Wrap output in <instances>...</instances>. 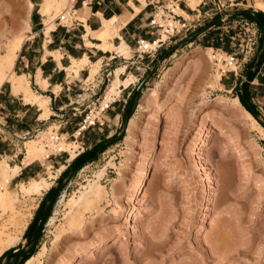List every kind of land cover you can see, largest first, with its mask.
Listing matches in <instances>:
<instances>
[{
  "label": "rangeland",
  "instance_id": "1",
  "mask_svg": "<svg viewBox=\"0 0 264 264\" xmlns=\"http://www.w3.org/2000/svg\"><path fill=\"white\" fill-rule=\"evenodd\" d=\"M183 1L187 7L195 9L200 0ZM184 2H180L182 7ZM215 2L222 4L220 11L213 8L216 5L205 4L200 9L201 14L193 20L179 7L180 12L176 14L187 15L185 21L189 29L173 31L162 44L143 50L149 57L140 60L143 64L138 66L142 69L133 67V77L129 73L120 76L121 82L132 77V83L114 96L118 102L116 100L113 109L96 114L98 103H87L86 108L85 103L80 106L79 109L84 108L80 124H88L82 120L89 110H92L94 124L90 123L91 129L80 133L76 139L65 133H73L79 126H74L73 116L34 122L32 118L38 116L36 108L21 103L17 96H10L12 101L0 108L3 150H0V161L4 159L9 166L22 161L27 141L35 140L38 134L45 132L39 131L55 125L46 138L37 140L42 148L47 145L45 150L51 153L50 158L43 163L33 162L39 165L38 177L52 182L51 186L55 184L53 178L59 174L57 162L61 160L48 146L51 133H65V145L74 142L78 151L79 141L84 151L96 141L116 135L94 160L87 161L73 175L66 183V191L60 193L68 200L78 196L87 184L98 180L106 193L99 205L102 212L87 219L83 230L67 233L55 241L54 233L62 224L65 212L58 202L59 195L50 213L55 217L54 223L43 224L35 243V264H264V138L243 112L231 105L236 97L234 89L246 81L244 72L255 71L247 89L250 103L259 121L264 123V33L257 22L238 12L253 9L252 0H243L242 4H231L235 0ZM41 3L42 0H0V55L8 47L18 44L20 48L22 42L31 37V30L41 26L36 23L39 18L43 32L48 35L49 28L54 27V18L65 9L58 14H43ZM159 4L161 6L152 14L154 20L162 21L160 25L164 28L166 22L172 20L165 9L178 6H171L170 1ZM74 8L66 13L70 12L76 20ZM214 16L218 17L219 24L210 25ZM173 26L179 28L177 23ZM155 29L158 38L163 33L161 28ZM136 48L134 44L133 49ZM169 50L170 53L161 58ZM208 53L216 59L212 60ZM217 58H221V64ZM17 66L14 63V71L20 73ZM217 73H220L221 87H211ZM25 78L31 90L37 93L32 78ZM109 85L104 81L100 86L102 97ZM131 89L139 93L130 115L134 124L125 139L124 121L121 116L114 118V114L126 100V91ZM0 90L8 93L9 85L4 83ZM139 106L143 108L141 111H138ZM24 127L38 130L30 131L25 137L22 133L11 134ZM12 154L15 156L11 158ZM60 155L70 158L64 151ZM44 165H52L50 178ZM143 171H146L145 181L135 192ZM3 178L0 177V181ZM114 180L117 185L112 196ZM18 183L11 180L9 189L18 190ZM16 197L12 211H0V231L5 236L23 234L40 196L17 193ZM22 234L17 245L24 247ZM0 264H14V256L2 255Z\"/></svg>",
  "mask_w": 264,
  "mask_h": 264
},
{
  "label": "crops",
  "instance_id": "2",
  "mask_svg": "<svg viewBox=\"0 0 264 264\" xmlns=\"http://www.w3.org/2000/svg\"><path fill=\"white\" fill-rule=\"evenodd\" d=\"M145 1V5L142 6L143 8L141 7L136 14L129 17L123 24L124 26L121 24L118 16L131 13L132 8L129 5V2L135 5H139L136 0H77L76 4L74 5L76 7L74 9L82 11L81 17L85 19L86 25L89 28L90 32L96 33L100 31L103 28L105 20L108 27L113 30H117L118 36H113L111 40L113 44H118L120 38L124 40V42L126 43V48L129 52V56L126 58L122 55L119 56V54H117V52L115 51L102 50L98 47L100 45V42H98V40L96 39H93L91 37H88V39H84L86 31L82 24H80L81 22H79L78 20L74 19L75 21L68 28L61 27L54 21V27L49 30L48 35L46 36L43 32L44 26L41 22L42 19L39 18V21H37L36 23L40 24L41 26L36 30H31V37L25 39L22 42L21 47L18 51L15 64H18L17 69L20 70V73H16L15 71L14 72L16 74L24 75L29 78L31 77L34 86H36V88L38 89V91L35 90L37 92L36 94L49 99L48 109L50 111V115L46 120L49 119L56 121L55 118L58 117L61 118L62 116H68V118H70V116H73L74 126L77 125L80 122L79 119H81L82 117V110H84V108L86 107H89V104L87 103L96 105V103L99 104L100 98L102 99L103 93L100 94L99 91L100 86L105 81V75L107 72L109 73L108 76H111V78L113 79L112 75L119 67H124V72L122 74L126 76H128V73L131 74L132 72H134V70H132L133 67L135 69L140 68L138 65L141 66L143 64L142 62H140V60L149 57V55H147L146 53L140 55L135 52V49H133L135 40L138 38L145 40V42H150L156 38V34L158 33L157 29H155L156 27L149 24V20L153 15L152 13L159 6H161V4H159L161 1H168V3L170 1L172 3L171 6L177 5L178 7L183 9L189 15V17L192 18L190 20H193V18H197V16L201 14L200 9L203 8V5H216L215 0H200L195 9H190L186 6L183 0ZM242 1L243 0H239L238 2L237 0H235V3L232 2L231 4H242ZM252 1L254 2V0ZM180 2H184V7L181 6ZM251 7H253V9H249L250 13L257 11L254 8V4ZM213 8H216L218 11H220V8L217 5ZM168 10L169 8L165 9V11L167 12ZM202 13L207 14L203 11ZM212 14H215V12H212ZM176 15L178 16V24H183L180 31H187L189 29V25L186 24V19L178 14ZM208 18H211V16L209 15ZM87 43H90L91 46H87ZM56 54L60 55L59 61H57L55 58ZM84 57H86L90 63H96L100 61L98 71L94 74L93 78L91 80L87 79L88 73L86 68L80 69L78 71L77 77L66 76L63 68L69 67L73 60L79 61ZM38 71L40 72L41 78L47 82V87L45 89H41L38 84H35V76ZM111 78H108V82ZM127 87L122 88L120 93H122L123 90H126ZM78 90L82 92L80 93L78 92ZM128 92L129 91H126V95H128ZM81 95H86V97H81ZM10 96H13L12 98H14L10 87L8 93H2L0 90V108L12 101V98ZM17 97L21 100L19 96ZM116 100L118 102V99L112 100L102 111L106 109H113ZM124 102L125 101H123V103L119 107H117V112H115L114 118L120 117ZM83 104L84 108L79 109V107ZM26 110L27 109H25V112ZM36 116L32 118V121L39 122V120L37 119L38 116ZM35 125H37V123H35ZM53 125L54 124L46 127L45 130L39 131V133L44 132L48 129H52ZM59 125L60 124H58V126ZM67 129L68 127L66 128V130ZM90 129L91 127L88 126L82 133H87ZM37 130V128L27 129L26 127H24L15 129L11 132V134H28L30 131L33 132ZM65 133H67V137L73 134L71 132H69V134L68 131H65ZM65 133L63 134L65 135ZM1 149L2 146L0 145V150ZM66 154L68 155L67 152ZM58 155L59 159H61V162H57L58 166L60 165L57 170H59L63 165L65 168L66 164L70 161L69 159H67L68 156H63L62 158L60 154ZM9 156L12 158V156L14 157L15 155L12 154ZM52 156H56V154H53ZM49 158L50 156L46 160H48ZM11 160L14 161L13 159ZM21 162L22 161H19V163H13L11 165L13 167L21 165L19 172L12 179L13 181L15 180L19 183H28L34 178H38V173L40 171L39 165L33 162L28 165H22ZM51 166L52 165H50V167ZM69 182L70 180L67 182V184ZM45 192L46 191H44L43 194ZM42 195H40V197L38 198L37 204ZM31 218L32 216L30 217V220ZM18 247L20 248L21 246L18 245Z\"/></svg>",
  "mask_w": 264,
  "mask_h": 264
},
{
  "label": "bare ground",
  "instance_id": "3",
  "mask_svg": "<svg viewBox=\"0 0 264 264\" xmlns=\"http://www.w3.org/2000/svg\"><path fill=\"white\" fill-rule=\"evenodd\" d=\"M136 1L139 3V5H135L131 2H129V5L132 8L131 13H127V14H123L121 16H118L122 25L125 23V21L129 17L136 14L140 10V8L142 6H144L146 3L145 0H136ZM190 1H192V0H190ZM262 1H264V0H254V2H255L254 8L263 13L264 12V3ZM193 5H194V3H193ZM74 7H72V8H74ZM191 8L193 9V7H191ZM69 9H71V8L69 7L68 0H42V3H41V10H42L43 14H49L51 12H56V14H58V12L61 13V11H63V10L64 11L61 14H66V11L67 10L69 11ZM171 9H172L173 13L180 12L179 7H171ZM81 12L82 11H79L77 9H73V14H74L76 20L81 22L80 24H82V26L85 28L86 33L84 35V39H88V37H91L93 39L98 40V42H100V45L98 47L101 48L102 50L109 49L111 51H115V52H117V54H119V56L122 55V56H125V58L129 56L128 49L126 48V43L124 42V40L122 38H120V41L118 44L112 43V40H111L112 37L118 36L116 29L113 30L110 27H108L106 24V20H105L104 24H103V28L96 33H92V32H90L89 28L87 27L85 19H83L81 17ZM58 15H60V14H58ZM184 15H185V17H187L186 14H184ZM153 22L159 23V25L162 23V21L159 22V20L156 21L154 19H153ZM176 23H177L176 21L170 20V21L166 22V25H169L171 27L173 24H176ZM51 28H49V29H51ZM162 37H163V35H161L160 39H163ZM142 44H144L143 47H149V46L151 47L152 45H155L153 43L147 44L145 41H143ZM86 45L91 46L90 43H87ZM19 46L17 44V45H14L13 47H8L6 52L3 55H0V87L4 83H7L11 89L12 94L14 96H19L21 98L22 103H25L26 105H29V106H34L36 108V110L39 114L38 118H37L39 121L46 120L48 118V116L50 115V111L48 109L49 99L34 93L31 90L29 83H28L27 79L25 78V76H23V75L16 76L15 75L13 67H14L15 60L17 58V52L20 49ZM207 51L210 52L211 49H207ZM208 56L212 60L216 59V57L211 56L210 53H208ZM209 57H208V59H209ZM55 58L57 61H59L60 55L56 54ZM220 60H221V58L220 59L217 58V61H219V63H220ZM220 64H218V65H220ZM229 65L231 66L232 63H229ZM99 66H100V61L96 62V63H90L87 60V58L84 57L82 60H79V61L73 60L71 65L69 67L63 68V70H64L66 76L77 77L78 71L80 69L86 68L87 73H88L87 79H90L94 76L95 73H97ZM123 72H124V67H119L113 73V75H112L113 79H112V81L110 80L111 82L109 81V83H110L109 88L104 93V96L102 97V100L99 104V107H98V110L96 111V114H98L103 108L107 107L108 103L111 102L112 97H113L112 100H114V98H115L114 96L120 95V91L122 88L127 87L129 84L131 85L132 77H128L127 80H124L123 82H121L120 76L122 75ZM219 78H220V73L215 74L212 78V84L210 86L213 87L215 85H218L221 87V84L219 83ZM35 84H38L41 89H45L47 87V82L41 78L39 71L37 72V74L35 76ZM211 87H209V88H211ZM231 103H232L231 104L232 107L233 106L236 107V110H238L237 108H239V110H241L240 112H243L242 113V114H244L243 116L249 120V123H251L252 127L255 128L258 131L259 135L264 138V129L257 123V121L251 116V114L249 112H247L242 107V105L238 101V98L234 97L231 100ZM142 109L143 108L141 106L138 107V111H141ZM236 112H238V111H236ZM87 120H89L88 123H92L91 114H88ZM133 124H134L133 119H130L128 121V125L126 123V125H125V130H126L125 139H128V135H129V133L133 127ZM53 127H55V125L52 126V128ZM126 127H127V129H126ZM49 131L51 132V129L46 130L44 133L38 134L39 136H37L35 138V140H29L25 143L26 153H25V156H23L24 158L22 159V162H21L22 165H28L34 161H39V162L43 163L46 160L45 158L48 155V153H47L48 151L45 150V148H46L45 146H47V145L44 144V147L42 148L40 146V143H39L40 140L38 142H37V140L39 139V137H41L42 139L46 138L47 137L46 135L48 134ZM77 134H78V131L73 132V136H76ZM54 135H56V132L51 133V135L48 136L47 140L50 142V144H48L49 148L54 152H56L57 150L68 152L69 157H70L69 159L70 160L73 159L75 157V151H72L71 148L75 149L74 142L72 145H69V144L65 145L64 141H66L65 140L66 136H64V134H57V140L50 139V138H54ZM20 167L21 166L11 167L8 165V163L4 159H2L0 161V177H4L3 180L0 181V211L2 213H5L7 210L12 211L14 209V203L18 200L16 197L17 193H22L23 195L40 196L52 184V182L48 183L44 177L40 176L38 178H34L32 181H30L28 183H19L18 184V190H14V189L10 190L8 185H9L10 181L15 177V175L19 172ZM45 168H46V174L50 178L51 174H52L50 172V169H49L50 166H45ZM63 168H64V165L59 170H56V171L58 173H60L61 170H64ZM99 177L100 176H98L97 179L100 180ZM145 177H146V171H143L141 179H140L139 187L135 190V192L139 188H141V186L143 185V183L145 181ZM116 185H117V182H116V180H114V185H112L113 188L111 189L112 196H115L114 189H116ZM105 194H106L105 189L99 183L98 180H94L92 183L87 184V186L84 188V190L81 191L80 194L76 197L65 200V198L63 197V194H62L61 197L59 198L58 202L62 203V206H63L62 208L65 210V212H64V215L62 217V224L56 230V233H54V235H55L54 240L57 241L58 239H61V237L67 233L74 232L77 230L80 231V229H82V227L85 225L87 219L89 220V219L93 218L94 215H98L99 213H101L102 210L99 209L100 208L99 205L104 200ZM209 195H210V192H209ZM210 197L211 196H209V198ZM54 219H55V217L51 216L47 221L48 225L53 224ZM21 234H22V232L18 233V234L5 236V235H3V232L0 231V255H2V253L4 251H6L7 249L16 246L20 240ZM108 248H107V250H108ZM36 258H37V255H34V256L30 257L24 264H35ZM76 264H77V262H76Z\"/></svg>",
  "mask_w": 264,
  "mask_h": 264
},
{
  "label": "trees",
  "instance_id": "4",
  "mask_svg": "<svg viewBox=\"0 0 264 264\" xmlns=\"http://www.w3.org/2000/svg\"><path fill=\"white\" fill-rule=\"evenodd\" d=\"M240 14L247 18L257 22L264 33V15L261 11H255L250 13L249 9L239 10ZM211 24H219V19L214 16L210 21ZM218 44V43H215ZM217 47V45H212ZM264 51V38L262 39V52ZM170 53L164 52L161 58H164ZM260 61V60H258ZM257 66V65H256ZM246 81L241 83V86L234 89L235 96L238 98L242 107L251 114V116L261 125L264 129V123L259 121L257 113L254 110L253 105L250 103V95L247 89V84L255 76V71L244 72ZM139 93V90L131 89L128 92L120 116L123 121L129 120L134 106L135 99ZM116 135H111L108 139L96 141L89 149L79 152L73 159H71L58 176L55 178V184L50 186L39 200L37 207L35 208L31 220L28 222L26 228L23 231L22 237L25 240L24 247H18L13 249L9 248L2 253V255L11 253L14 256V264H24L30 257L36 253V242L40 237L42 226L50 218L51 208L55 201L58 199L61 191H66V183L73 177V175L87 162L96 158L97 153L100 152L108 143H112L115 140ZM67 180V182H65ZM62 195V194H61ZM60 195V196H61ZM11 249V250H10ZM1 255V256H2ZM0 256V258H1Z\"/></svg>",
  "mask_w": 264,
  "mask_h": 264
},
{
  "label": "built area",
  "instance_id": "5",
  "mask_svg": "<svg viewBox=\"0 0 264 264\" xmlns=\"http://www.w3.org/2000/svg\"><path fill=\"white\" fill-rule=\"evenodd\" d=\"M218 1V0H217ZM76 2H77V0H68V4H69V7L70 8H72V7H74V5L76 4ZM218 7H221L222 6V4H219L218 3V5H217ZM168 13H169V17L172 19V20H176V22H177V24H178V16L175 14V13H173V11H172V9L171 8H169V10H168ZM153 19H154V15H152L151 17H150V20H149V24L150 25H152V26H154V27H157V28H161V31H162V35L164 36V38L163 39H160L161 38V35H159V37L157 38H155L154 40H152V41H150L151 43H153V44H162L169 36H171L172 34H173V31H175L176 33H178V31H180V29L182 28V26H183V24H178V26H179V28L178 29H176V27H170L169 25H166V27H161V25H159V23H154L153 22ZM54 21L56 22V24H58V25H60L61 27H64V28H68V27H70L72 24H73V22L75 21L72 17H71V13L70 12H67L66 14H60V15H57L55 18H54ZM170 29V31L168 32V30ZM143 41H145V40H143V39H136L135 40V44L137 45V48L135 49V52L137 53V54H140V55H142V54H144V53H146V51H143L144 49H146V48H148V47H143L142 48V42ZM139 47H141L142 48V50H140L139 51ZM155 48L156 47H153V50H155ZM147 54V53H146ZM108 72L106 73V75H105V81L107 82L108 81ZM110 103V102H109ZM108 103V104H109ZM99 105V104H98ZM106 108V107H105ZM105 108H103V109H105ZM102 109V110H103ZM101 110V111H102ZM92 112V110H89V112H88V114H90ZM88 114H85V117H84V119L82 120V122L84 123V122H86V120H87V117H88ZM87 122H89L88 120H87ZM81 122H79L77 125H79L77 128H76V130L75 131H78V134L76 135V136H73V134H71V136L74 138V139H76V137H78V136H80V133H82L88 126H89V124L90 123H88L87 125H83V124H80ZM93 123V122H92ZM91 123V124H92ZM82 127V128H81ZM27 135V133H24V134H22V136L23 137H25ZM50 139H53V140H57V134L56 135H54V138H50ZM78 144H79V151H78V148H76L75 149V156L79 153V152H81L82 151V145H83V143H82V141H79L78 142ZM46 147V146H45ZM61 152H63V151H61V150H57L56 151V154L58 155V154H60ZM51 155V153H48V155H47V157L45 158V159H47L49 156ZM56 178V177H55ZM55 178H53V180H55Z\"/></svg>",
  "mask_w": 264,
  "mask_h": 264
},
{
  "label": "water",
  "instance_id": "6",
  "mask_svg": "<svg viewBox=\"0 0 264 264\" xmlns=\"http://www.w3.org/2000/svg\"><path fill=\"white\" fill-rule=\"evenodd\" d=\"M126 121H127V120H126ZM126 121H124V125H123V127H122V128H124Z\"/></svg>",
  "mask_w": 264,
  "mask_h": 264
}]
</instances>
